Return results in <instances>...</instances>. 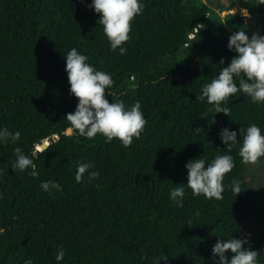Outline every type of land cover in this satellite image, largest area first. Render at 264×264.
I'll return each mask as SVG.
<instances>
[{"label":"trees","instance_id":"obj_1","mask_svg":"<svg viewBox=\"0 0 264 264\" xmlns=\"http://www.w3.org/2000/svg\"><path fill=\"white\" fill-rule=\"evenodd\" d=\"M90 3L0 0V127L21 132L16 144L0 145V264H57L61 247L60 264H151L155 256H167L160 264H216L212 246L231 236L246 238L245 247L258 251L264 264V234L250 240L241 228L254 205L253 164L241 162L239 145L230 153L235 167L224 176L223 199L194 197L186 185L190 159L229 154L221 129L236 131L241 140L239 128L255 123L264 134V103L236 102V94L225 115L199 98L202 86L235 55L227 48L232 33L210 3L142 0L143 12L131 22L122 45L127 51L120 55L110 50ZM256 11L264 17V4ZM227 22L235 31L244 26L238 14H229ZM72 48L111 74L109 102H140L147 124L131 146L106 143L100 134L66 135L71 125L65 116L78 103L64 70ZM54 136L59 140L39 153L37 147ZM15 147L33 159L38 177L28 174L31 169H11ZM78 161L91 162L99 177L89 182L85 173L77 183ZM233 179L241 184L236 196ZM49 180L61 190L43 191L41 182ZM181 184L185 194L177 206L169 193Z\"/></svg>","mask_w":264,"mask_h":264},{"label":"clouds","instance_id":"obj_2","mask_svg":"<svg viewBox=\"0 0 264 264\" xmlns=\"http://www.w3.org/2000/svg\"><path fill=\"white\" fill-rule=\"evenodd\" d=\"M258 4H264V0H258ZM95 13L99 14V23L103 28V34L107 38L110 50H119L120 55L127 51L122 45L129 39L131 22L134 17L141 15L144 9L142 0H91L87 5ZM241 15L249 17L246 9L240 10ZM235 14V13H234ZM197 25L196 30L203 28ZM246 25L233 32L228 37L227 48L235 53L226 67H222L219 74L214 76L210 82L202 86L200 99L207 101L215 109V113L230 112L229 97L241 93L246 94V99L253 103H264V35L253 33L251 37L246 34ZM65 72L70 85L69 94L77 98L78 103L74 112L66 114L65 118L70 122L71 130L79 136L93 139L97 134L105 137V142L110 143L113 139L121 142L123 147H129L133 139H139L147 120L141 111V104L136 101L131 106H126L122 100L109 102L105 98V90L113 86L110 73L95 69L88 61L87 55L81 54L76 48L67 51L64 56ZM220 64H224L221 59ZM239 78V83L235 82ZM197 134L202 132L201 128L194 130ZM237 132L230 131L227 127L221 129L219 138L227 147L229 154H216L210 161L204 158L190 159L185 165L187 171V187L194 197L203 195L206 199H223L224 176L235 167L233 156L230 154L234 147L239 145V156L242 163L256 164L264 157V134L261 128L250 124L246 129L239 128ZM20 131H9L7 127H0V145L8 142L16 144L20 140ZM49 147V142L44 141L38 152H44ZM15 162L11 169L28 173L32 177H38L40 173L29 155H26L20 147L14 148ZM37 154V153H36ZM91 162L78 161L76 166L75 181L82 182L85 173L89 182L99 177V171H90ZM231 190L236 195L240 194L241 184L233 179ZM173 187L169 193V199L177 204L183 205L185 187ZM40 187L43 191L51 194L52 189L61 190V185L55 181H42ZM3 199V193H0ZM4 230L0 229V233ZM246 238H227L217 240L212 246L211 256L216 264H260L259 252L252 250ZM230 252L231 256L225 253ZM63 248H58L55 255L57 264L64 259ZM218 257V260L216 259ZM167 256H155L151 264H160L166 261ZM24 264H33L32 260H26Z\"/></svg>","mask_w":264,"mask_h":264},{"label":"rangeland","instance_id":"obj_3","mask_svg":"<svg viewBox=\"0 0 264 264\" xmlns=\"http://www.w3.org/2000/svg\"><path fill=\"white\" fill-rule=\"evenodd\" d=\"M197 1L201 3H210L211 8L223 20L224 25L230 33L235 32V30L233 27L231 28L227 25L228 15L238 14L243 18L244 26L246 25L245 31L249 37H251L253 33L262 35L264 17L256 10L259 9L263 4H258V1L256 3L253 0ZM217 7H219V10ZM226 8H228L229 11H227ZM241 9H246L248 11V18H245L241 15ZM235 27L236 26H234V28ZM72 133V130H68L66 135H70ZM249 183L252 189L254 213L251 216L244 218L241 223V228L250 240H256L260 234H264V159L258 160L256 164L252 165Z\"/></svg>","mask_w":264,"mask_h":264},{"label":"water","instance_id":"obj_4","mask_svg":"<svg viewBox=\"0 0 264 264\" xmlns=\"http://www.w3.org/2000/svg\"><path fill=\"white\" fill-rule=\"evenodd\" d=\"M201 29V28H200ZM198 31H194V32H192V35H193V37L192 38H190L191 40H194L195 39V34L197 33ZM246 99V94H244V93H242L241 95H240V97L236 100V102H241V101H244ZM59 140V137L58 136H54V137H51V138H49V139H47V140H44V141H48L49 142V145L51 144V143H53V142H56V141H58ZM43 141V142H44ZM42 142V143H43ZM37 150H38V147H37Z\"/></svg>","mask_w":264,"mask_h":264},{"label":"built area","instance_id":"obj_5","mask_svg":"<svg viewBox=\"0 0 264 264\" xmlns=\"http://www.w3.org/2000/svg\"><path fill=\"white\" fill-rule=\"evenodd\" d=\"M213 1H216V0H213ZM192 37H193V35L190 36V38H192Z\"/></svg>","mask_w":264,"mask_h":264}]
</instances>
